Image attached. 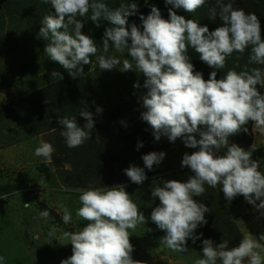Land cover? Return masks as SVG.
Masks as SVG:
<instances>
[{"label":"clouds","instance_id":"9594fccd","mask_svg":"<svg viewBox=\"0 0 264 264\" xmlns=\"http://www.w3.org/2000/svg\"><path fill=\"white\" fill-rule=\"evenodd\" d=\"M42 2L50 3L55 9V15L43 17L39 30L40 37L50 40L44 49L49 60L58 63L72 78L79 77L98 48L91 36L82 33L85 24L77 17H86L91 12L90 20L97 27L101 20L108 21L111 26L104 32L103 51L108 52L110 45L116 52L126 51L135 62V71L145 78L143 87L147 91L140 97L145 109L141 119L148 124L155 140L164 136L174 143L180 138L186 147L199 149L183 155L181 167L193 173L186 182L163 180L151 188V196L159 199V205L152 209L150 219L165 233L160 243L173 252L186 253L189 239L193 243L201 239L203 233L196 235V229L207 224L205 213H209V207L194 198L204 194L205 185L219 187L229 202L243 196L257 210H264V172L259 161L253 158L257 143L245 149L230 141L232 136L247 133L249 122L253 124V132L264 137V94L258 88H264V71L260 68L229 70L217 79V72L225 67L227 58L234 52L242 54L249 47V63L264 65V27L255 13L216 0L208 16L212 21L219 17L222 23L210 31L207 25L201 26L175 11L196 12L207 0H165L166 5L172 6L168 10L169 19H164L160 10L152 6L146 17L143 14L139 17L141 31L135 23L130 30L127 27L128 17L138 11L135 2L121 4L116 9H109L99 0ZM70 25L74 26L71 33ZM189 47L204 64L214 69L208 79L195 70L188 55ZM131 61L124 59L119 70H133ZM97 62L102 71L121 64L115 56L104 55L97 56ZM51 77L63 80L56 70ZM140 86L139 82L134 84L135 88ZM101 112L98 106L96 113ZM80 116L86 120L83 127L78 126L75 118L58 119L69 148L79 147L90 139L86 129L94 128L93 113L86 106ZM142 146V142L137 145ZM222 149L226 151L220 154ZM53 152L52 144L41 140L34 155L49 164ZM165 155L163 151L149 152L141 157L144 167L132 164L124 169L125 175L132 183L143 184L147 179L145 168L151 171ZM78 191L81 206L76 216L87 223L78 231L63 232L60 240L67 243L60 245L71 244L72 255L60 264H146L132 257L135 250L132 232L147 221L126 186L116 184ZM60 209L63 222L69 223L72 213L63 204ZM261 215L264 216V211ZM39 217L48 220L50 213L41 211ZM55 232L53 228L49 237ZM201 251V258L195 264H264V233L257 238L248 232L231 248L227 241L214 244L211 239H203ZM0 264H5V257L0 256Z\"/></svg>","mask_w":264,"mask_h":264},{"label":"rangeland","instance_id":"374dc122","mask_svg":"<svg viewBox=\"0 0 264 264\" xmlns=\"http://www.w3.org/2000/svg\"><path fill=\"white\" fill-rule=\"evenodd\" d=\"M130 1L134 2H102L111 9L114 4L120 6ZM240 1L239 7L255 13L264 27V4L258 0ZM215 2L207 0L208 9ZM135 3L139 17L141 14L146 17L151 10L147 9L148 5H152L153 0H135ZM2 11L0 0V256L5 257V264H60L72 255L71 244L60 245L67 243L60 240L63 232L78 231L87 223L76 216L81 206L78 190L116 184L126 186V191L146 217L147 223L138 225L131 236L135 249L133 259L146 264H195L201 258L203 239H211L214 244L227 241L231 248L248 232L257 238L264 233V216L261 215L264 210H257L243 196L229 202L219 187L205 185L204 194L194 198L209 207V213H205L207 224L196 229V235L203 233L201 239L195 243L189 239L186 253L173 252L160 243L165 233L150 219L152 209L159 205V199L151 196V188L159 186L163 180L186 182L193 173L181 167L183 155L199 149L188 148L179 139L174 143L164 136L155 140L148 124L141 119L145 109L140 97L147 91L143 87L145 78L135 71V62L126 51L116 52L111 45L108 52L103 51L104 32L111 26L108 21L101 20L97 27L90 20L91 12L86 17H77L85 24L82 33L95 40L98 52L90 57L92 62L83 75L74 79L45 55L44 49L50 40L39 36L41 18L24 21ZM175 11L178 14L179 9ZM164 14L162 17L169 19V11ZM136 17H128L129 30ZM135 24L143 31V26L141 29V25ZM73 29L70 25L68 30L71 33ZM99 55L115 56L121 64L102 71L97 62ZM124 59L132 62L133 70H119ZM256 68L264 71V65L256 64ZM53 70L59 71L63 79L83 81L84 90L72 96V102L82 108L81 111L86 106L93 113L94 128L86 129L90 139L79 147L67 146L61 134L63 126L58 123L63 117L57 108L51 107L52 103L60 104L62 98L69 99L62 97L65 93L60 87L55 89L62 80L51 77ZM137 82L141 85L139 88L134 87ZM258 88L264 94V88ZM98 106L102 108L99 114L96 113ZM75 113V109L73 112L69 108L64 117L76 119ZM85 123L86 120L79 116L78 126L83 127ZM246 127L247 133L232 136L230 141L245 149L257 143L258 150L253 158L259 161L260 170L264 172V137L253 132L252 122ZM196 136L199 139V135ZM41 140L54 148L49 164L34 155ZM141 142L143 146L138 148ZM153 151H163L165 158L151 171L145 168L147 179L143 184L132 183L124 169L132 164L144 167L141 157ZM224 151L222 149L220 154ZM25 203L30 206L25 207ZM61 204L72 213V220L67 224L62 220ZM44 210L50 213L48 220L39 217ZM53 228L55 235L49 237Z\"/></svg>","mask_w":264,"mask_h":264},{"label":"trees","instance_id":"16d2710c","mask_svg":"<svg viewBox=\"0 0 264 264\" xmlns=\"http://www.w3.org/2000/svg\"><path fill=\"white\" fill-rule=\"evenodd\" d=\"M105 1V0H102ZM101 0H99V2H102ZM251 1V0H250ZM260 1L262 4H264V0H258ZM132 1L128 2L131 3ZM135 2V0H134ZM225 3H232L234 7H238L241 5V1L240 0H224ZM248 4V1H246L244 3V5L246 6ZM121 6V5H120ZM119 5H112L113 8L111 9H116L120 7ZM149 8L147 9H151L152 6H158L157 8L159 10H161V16L165 15L164 13L168 12L169 10V6L170 5H166L165 0H153V4L152 5H148ZM147 6V7H148ZM264 6V5H263ZM2 9H3V13L5 14H9V16H15V17H19L21 20H34L35 18L39 19H43V17H45L46 15H55V9L51 6L50 3H43L42 0H2ZM208 3L206 2V4L197 9L196 12L193 13H186L184 12L182 9H179L178 11V15H184L187 19H194L196 20L201 26L207 25L209 30L212 31L214 30L216 27L221 25V21L219 20V17H217V19L215 21H212L209 19L208 16ZM151 11V10H150ZM8 16V17H9ZM136 18L134 19V22L138 23L139 25H141V29H142V23L140 22L139 19V13L136 14ZM39 17V18H38ZM164 18V17H163ZM137 20V21H136ZM251 54V48L249 47L248 49L245 50L244 53H238V52H234L230 57L227 58L226 61V65L223 69H220L217 72V79L219 78H223V76L227 73V71L229 70H235L237 72L243 71V70H251L252 68H256V64H250L249 63V56ZM188 55L190 57L191 62L195 65V70L196 71H200L202 72L203 76L205 79L209 78V74L210 72H212L214 69L208 67L206 64H204L200 59H199V55L197 53H195L194 49H191V47H189V52ZM89 65H86V67H84V70H87L89 68ZM83 73H81L79 75L82 76ZM72 78H65L63 79L60 83H58V86H55V89H59V87L64 91L65 95H63L62 97H69V99H63L60 100V104L55 105V103L51 104L52 108H57L59 110V112L61 113L60 115L62 117H64V115L67 113V111L69 110V108L72 109V111L74 112V109L76 111L75 113V117L76 120L79 118L80 113H81V109L79 108V106L77 107L76 104H74L72 101H74V98H72V96L76 97L80 91L84 90V84L82 79H80L79 81L77 80H71ZM52 91V90H50ZM72 94V95H71ZM48 94H45V96ZM47 97V96H46ZM71 102V106L70 103ZM179 140H182L180 138H178Z\"/></svg>","mask_w":264,"mask_h":264}]
</instances>
